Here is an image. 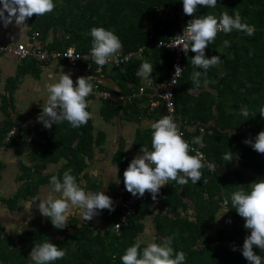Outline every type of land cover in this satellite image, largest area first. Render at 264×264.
Returning <instances> with one entry per match:
<instances>
[{
  "label": "trees",
  "instance_id": "trees-1",
  "mask_svg": "<svg viewBox=\"0 0 264 264\" xmlns=\"http://www.w3.org/2000/svg\"><path fill=\"white\" fill-rule=\"evenodd\" d=\"M54 2L56 6L52 12L42 16L33 14L29 18L33 31L38 29L47 35L53 29L60 34L50 46H46L48 48L64 49L73 45L78 51L89 52L92 39L90 29L100 26L112 30L119 37L124 52L145 47L142 57L113 67L121 87L119 91L126 94L131 92L129 84L137 83V71L144 61L153 65L154 77L165 68L169 69L172 54L156 42L169 40L191 19L183 13L180 0ZM225 11L230 15L239 13L242 22L255 26L254 34L246 36L236 30L227 34L218 32L215 40L205 49V54L208 57L220 55L221 61L208 69L207 76L201 78L207 79L208 84L202 83L199 88H193L191 56L195 53L189 51L184 58V74L174 89L178 118L189 121L187 125L182 123L180 126L185 128L191 140L195 136L202 137L206 144L204 151L216 169L210 171L204 166L201 181L197 184H192L191 180L185 185L167 182L155 199L159 207L154 216L158 235L156 242L159 243L162 237L171 236V246L186 253L185 264H248L239 250L248 230L244 228V219L234 209L229 210L233 217L229 228H219L214 233L210 230L217 224L216 218L223 207V200L232 191L238 187L247 189L249 183L264 179V154L244 143L246 138H254L264 130V116L260 114L264 110V0H218L215 8H201L194 15L219 16ZM148 21L157 23L153 37L148 30ZM224 40L230 41V46L225 47ZM25 67L23 65L17 76L7 81L1 107L8 114L0 123V143L13 146L18 153L32 138V131L22 126L7 140L9 130L23 125L25 121L15 120L8 109L14 106V91L19 77L28 72V67ZM81 67L87 68V65ZM96 68L97 64L87 71L88 75L92 76ZM38 72L34 70V73ZM91 97L89 95L86 100ZM145 99L136 98L124 104L103 100L102 116L106 121L119 115L138 119L148 111L141 106ZM242 107L248 109L247 116L241 114ZM35 111L29 112L25 118ZM39 136L41 141L32 152V163L22 164L19 175L22 185L11 197L2 198L10 209L17 208L23 199L35 197L40 186L50 181L51 175L44 174L49 163L66 159L58 177L62 178L64 171L70 168L79 182L87 166V158L93 156L95 146L105 138L102 131H95L91 116L86 124L78 128L71 127L67 121L53 124L51 128L43 127ZM229 149L233 153V160L227 162L223 155ZM113 158L124 172L129 159L122 147ZM4 168L5 163L0 160V180ZM245 169H250L252 174L247 175ZM124 190L126 197L130 193ZM92 191L96 192V189ZM150 200L152 196L147 191L139 197L135 215L122 227L119 235L112 230V226L122 213L121 201L114 202V210H103L108 225L105 231L97 229L94 232L91 224L81 223L77 218H73L63 229L53 226L46 229L36 225V220L29 221L28 225L32 228L24 234L2 232L0 227V264H30L28 254L31 248L44 240H51L66 250V255L53 264H122L120 256L144 227L142 219L149 212ZM230 207L229 201L227 208ZM233 246L236 247L235 251L232 250ZM254 251L264 257V250L254 247Z\"/></svg>",
  "mask_w": 264,
  "mask_h": 264
},
{
  "label": "clouds",
  "instance_id": "clouds-1",
  "mask_svg": "<svg viewBox=\"0 0 264 264\" xmlns=\"http://www.w3.org/2000/svg\"><path fill=\"white\" fill-rule=\"evenodd\" d=\"M180 2L183 13L191 19L186 23L182 34L177 36L179 38L177 45L181 46L186 56L189 51L195 53L191 56V64L194 66L191 79L193 88H199L202 83L208 84L207 79H201L207 76L208 69L221 61L220 55L208 57L205 54V49L215 40L218 32L227 34L236 30L246 36H252L255 26L242 22L239 13L230 15L225 11L219 16L194 15L198 9L215 8L218 0H180ZM55 6L54 0H0V23L7 27L14 20L16 25L22 26L33 14L42 16L52 12ZM89 35L92 38L90 55L94 62L98 66H104L113 61L122 47L119 37L103 26L92 27ZM223 44L228 47L230 41L224 40ZM179 70L180 68L177 67L175 74ZM152 73L153 65L148 61H144L137 71V75L148 84L152 83L150 79ZM49 79L54 82L45 86L46 104L37 120L42 122L45 128H51L53 124L62 121H67L73 128L86 124L91 116L86 97L93 91L94 86L91 82L93 77L79 76L74 83L71 74L62 71L58 79L52 76H49ZM241 114L247 116L248 109L242 107ZM260 114L264 116V110H261ZM151 129V150L141 145L140 154L129 161L123 172L125 189L138 197L144 196L147 191L155 200L161 187L169 180L175 181L177 185H185L189 180L192 184L201 181V169L205 166L202 154L191 148L189 142L183 139L178 122L165 114L152 123ZM191 143L202 146V137H193ZM244 143L250 145L254 151L264 154V130L258 132L254 138H246ZM190 152H196V154L192 155ZM232 154L229 149L223 155V159L227 162L233 160ZM208 168L210 171H215V164H208ZM117 173L115 178L119 183L120 178ZM248 185L247 189L238 187L223 200L224 206H227L230 201L231 207L222 208L216 219L221 218L230 209H234L244 219V228L248 230L239 249L242 256L248 264H264V257L254 251V247L264 250V179H257ZM33 204L38 208L39 213L47 217L52 226L57 229L65 228L69 217L74 214L78 213L82 220L90 221L99 214L100 210H114V202L109 195L102 190L86 191L70 168L64 171L62 178L52 175L49 191L43 199L35 196L28 201L30 208ZM227 222L230 223V219ZM23 228L21 227L20 231H23ZM172 239L171 236L162 237L158 243L156 237L146 240L137 236L120 256V260L122 264H185L186 253L175 250L171 246ZM232 250L235 251L236 247L233 246ZM65 255L64 248L51 240H44L31 248L28 259L30 264H53Z\"/></svg>",
  "mask_w": 264,
  "mask_h": 264
},
{
  "label": "crops",
  "instance_id": "crops-1",
  "mask_svg": "<svg viewBox=\"0 0 264 264\" xmlns=\"http://www.w3.org/2000/svg\"><path fill=\"white\" fill-rule=\"evenodd\" d=\"M32 34L33 30L31 28L29 18L26 19L25 24L22 26L16 25L14 20L12 23L8 24L7 27L0 23V40L4 43L16 45L18 43L24 42L29 44L31 42ZM57 36H60V34H56L54 30L51 29L47 35H43L41 42L45 46H50ZM119 51H123V47H121ZM23 65L28 67V72L19 77L20 80L14 91V106L13 108L9 107L12 108L13 111L12 109H8V111H10L9 113L11 114V117H13L15 120H28L26 129L32 131V138H29L27 143L24 145L22 152L20 153H18L13 146H6L0 143V157L1 161L5 163V168H9V164L3 159L6 152L13 153L14 156H25L26 154L29 164L28 162H25L23 158L18 160V165L21 171L22 164H31L30 156L32 155V152L39 146V142L41 141L39 134L41 129L44 127L42 122L38 121L37 118H34V113H32L29 118H25V116L29 112H32V110L34 111L45 106L47 99L45 86L48 83L54 82V80L49 79V76L58 79L63 71L65 73H70L75 83L77 77L88 76L87 71H90L89 69L83 68L81 66L70 67L62 61H52L45 64H39L32 58H27L20 61L14 55L0 53V112L4 114L5 118L8 113H5L1 107L3 103L2 96L6 92L7 81L10 78L17 76L20 68ZM113 67L114 66L112 65H107L104 66V69L101 72H97L95 70V73L92 75V77H96L98 80H100L101 85L111 90L119 91L121 87L119 85L118 79L115 77ZM34 70H38L39 72L34 73ZM167 72L168 70L165 68L163 72L158 74L156 73L155 77L152 75L150 79L154 84L161 83L167 76ZM145 83L147 82L139 76L137 83H130L129 88L131 89V92L137 91L138 87ZM87 102L94 124V129L96 132L102 131L105 134V138L100 144L95 146L93 156L87 158V166L79 183L81 186L85 187L86 191H92V189H96V191H104L105 194L109 195L113 199V202L118 203L124 198L126 193L123 184V172L119 168L118 164L114 161L113 157L120 147H122L124 154L129 159V161L135 155L140 154L141 145L146 146L150 150L152 130L151 125L164 115L163 109L157 108L154 111H145L146 114L144 113V115L138 119H129L127 116L119 115L113 117L110 121H106L101 113L103 99L92 96L87 100ZM0 115L2 116L1 113ZM1 116L0 123H2L5 119L4 118L2 120ZM28 147L31 150L26 153ZM65 162L66 159L62 158L56 163H49L44 174L58 176ZM3 172L2 178L0 180V187L5 182V173ZM116 173L120 178L119 183H117L115 178ZM170 181L172 180H169L168 182ZM166 185L162 187H165ZM17 190L14 192V194L17 192ZM48 191L49 182L40 186L36 196H39L41 199H43ZM4 197H10V195L5 193L0 194V227L2 228V232L21 234L20 228L24 227V234L27 232V230L32 228V226L28 225L29 221L36 220V225H39L38 216L41 218L42 215L39 213L38 208L35 207V204H33L31 208L28 206V201H30L33 197L21 200L18 204V207L15 209H10L2 202V198ZM36 203L38 204L39 202ZM149 205V212L142 219L144 227L139 234V236L146 240H150L152 237L158 236L154 222V216L159 210L158 202L152 199L150 200ZM103 213L104 211L100 210L99 214L94 216L90 221L79 219L80 216L78 215V220L81 223L91 224L95 228L94 232H96L97 229L105 231L108 225L104 219ZM223 216L224 214L221 216V218ZM20 220L22 221L21 225L18 223ZM40 226L41 225H39V227Z\"/></svg>",
  "mask_w": 264,
  "mask_h": 264
},
{
  "label": "built area",
  "instance_id": "built-area-1",
  "mask_svg": "<svg viewBox=\"0 0 264 264\" xmlns=\"http://www.w3.org/2000/svg\"><path fill=\"white\" fill-rule=\"evenodd\" d=\"M147 26L150 32V36L153 37L155 34L157 23L154 21H148ZM184 27L185 25H183L181 29L177 31L176 34L169 40H159L158 42H156L158 46L165 47L167 51H169L172 54V60L170 67L168 69L167 78L164 81L158 84L156 83L154 84L153 82L151 84L145 83L143 85H140L137 91H133L131 93L126 94L120 91L111 90L101 85L100 80H98L96 77H93V80L91 82L94 87L90 95L99 97L104 100H108L110 103L113 104L129 103L136 98L146 97V99L141 102V106L144 109H147L148 111H154L159 107H163L164 115L167 114L178 122L179 130L180 132L183 133V139L189 142L191 148L196 149V151L202 154V160L205 164V167L209 169L208 164H214V163L208 159V156L204 151L206 144L203 142V145L201 146L198 144L191 143L192 140L188 137L185 128H182L180 126V124L182 123L187 125L189 121L184 122L183 120L179 119L176 112L174 89L177 83L179 82L180 78L183 76L186 67V63L184 60L185 53L181 50V46L177 45L179 42V38L177 36L182 34ZM41 37H42L41 31L35 30L32 34L31 42L29 44L21 42L16 45H11L4 43L0 40V53H8L14 55L20 61L27 58H33L38 63L63 61L65 62L66 65L70 67L87 65V69L89 70L96 64L90 55V51L89 52L78 51L75 46H68L64 49L46 48L42 45ZM144 50L145 47L140 46L128 52L118 51V53L115 56V59L105 64L104 66L107 65L121 66L123 64H127L133 58L140 57V55L144 53ZM104 66L97 65L96 71L97 72L103 71ZM177 67H179L180 70L175 74ZM43 108L44 107L37 109L33 115L35 117H38ZM22 126L23 125L14 126L11 130H9V132L7 133V140L11 137V135L16 134L19 131V128ZM190 154L195 155L196 152H190ZM215 169H216V165H215ZM138 202H139V197L133 196L131 193L121 200L120 205L122 208V213L120 214L118 221L112 227V229L118 235L121 233L122 227L127 225L129 223V219L133 215H135ZM113 264H116V262H114Z\"/></svg>",
  "mask_w": 264,
  "mask_h": 264
},
{
  "label": "rangeland",
  "instance_id": "rangeland-1",
  "mask_svg": "<svg viewBox=\"0 0 264 264\" xmlns=\"http://www.w3.org/2000/svg\"><path fill=\"white\" fill-rule=\"evenodd\" d=\"M0 113L2 114V116L1 115L0 116L2 117V120H3L5 118L4 114L2 112H0ZM34 118L36 119L37 117L34 116ZM27 125H28V120H25L23 122V126L27 127ZM29 150H31V149L28 147L27 150H26V153H28ZM25 156H26V154H25ZM25 156L24 155L14 156L13 153H7L6 152V154H5L3 159H4V161L6 163L9 164V168H4L5 170H3L4 171L3 173H5V182L0 187V194L5 193V194L10 195V197H11L14 194V192L17 190V188L22 185V181L19 180V175H20L21 169L19 168L18 160L20 158H23L25 160V162H28V157L27 156L25 157ZM0 160H1V157H0ZM30 161H31V159H30ZM30 163H32V161ZM28 164H29V162H28ZM245 172H246L247 175H251L252 174V171L250 169H245ZM227 206H224L222 208H227ZM78 215L79 214L77 213V214H74V215L70 216L69 219H68V223H70V221L73 218H77L78 219L79 218ZM79 219H81V217ZM229 219L231 221L230 223L227 222ZM232 221H233L232 214L230 213V211H228L227 213L224 214V216L222 218H219L217 220V224L210 231L212 233H214L219 228L229 227V226H231ZM18 223L21 225L22 221L20 220ZM219 223H220V225H219ZM38 224L41 225L42 227L46 228V229H52V224H51L50 220L47 217H45V216H41V218H39V216H38ZM21 234H23V231H21Z\"/></svg>",
  "mask_w": 264,
  "mask_h": 264
}]
</instances>
